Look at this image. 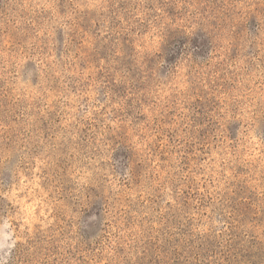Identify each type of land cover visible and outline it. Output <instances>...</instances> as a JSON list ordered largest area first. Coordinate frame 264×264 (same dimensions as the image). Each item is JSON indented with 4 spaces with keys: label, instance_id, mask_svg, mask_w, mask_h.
Returning <instances> with one entry per match:
<instances>
[{
    "label": "rangeland",
    "instance_id": "374dc122",
    "mask_svg": "<svg viewBox=\"0 0 264 264\" xmlns=\"http://www.w3.org/2000/svg\"><path fill=\"white\" fill-rule=\"evenodd\" d=\"M0 264H264V0H0Z\"/></svg>",
    "mask_w": 264,
    "mask_h": 264
}]
</instances>
